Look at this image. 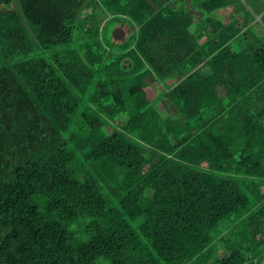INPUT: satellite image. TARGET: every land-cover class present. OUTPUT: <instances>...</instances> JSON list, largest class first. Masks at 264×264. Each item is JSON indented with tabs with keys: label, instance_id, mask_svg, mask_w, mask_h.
Returning a JSON list of instances; mask_svg holds the SVG:
<instances>
[{
	"label": "trees",
	"instance_id": "trees-1",
	"mask_svg": "<svg viewBox=\"0 0 264 264\" xmlns=\"http://www.w3.org/2000/svg\"><path fill=\"white\" fill-rule=\"evenodd\" d=\"M245 11L0 0V264H263L264 41Z\"/></svg>",
	"mask_w": 264,
	"mask_h": 264
},
{
	"label": "crops",
	"instance_id": "crops-1",
	"mask_svg": "<svg viewBox=\"0 0 264 264\" xmlns=\"http://www.w3.org/2000/svg\"><path fill=\"white\" fill-rule=\"evenodd\" d=\"M241 1L246 11L243 13H239L237 19L242 25L247 26L242 33L246 32L247 29L253 30L261 38L260 40L264 41V8L261 6V4L258 3L257 0ZM195 13L197 16L196 21L199 22L202 18L201 12L197 10ZM215 16L223 24L229 25L232 22L231 15H229V11L227 9H219L218 11H216ZM123 29L125 30V28ZM128 38L129 37L126 38L125 36V40L122 43L126 42ZM112 41H117L114 39V36L112 37ZM249 41H252L251 36H249Z\"/></svg>",
	"mask_w": 264,
	"mask_h": 264
},
{
	"label": "rangeland",
	"instance_id": "rangeland-1",
	"mask_svg": "<svg viewBox=\"0 0 264 264\" xmlns=\"http://www.w3.org/2000/svg\"><path fill=\"white\" fill-rule=\"evenodd\" d=\"M15 2H16V5L18 6V0H15ZM118 26L122 27V28H125L126 38L131 35L132 28L130 26H128L126 24H121V25H118ZM115 29H116V27L111 29V31L109 30L110 32L106 33V35L110 39H112ZM122 42H123V40H120V41L117 40L115 43L116 44H121ZM137 69H138V66H137L136 60H134L133 56H130V57H127L123 62H121V64L118 67L110 68V71L108 72V75L110 76V75H113L115 73L117 75L124 74V73H132V72L136 71ZM149 83L151 84V87L149 89V92H150L151 96L153 97L155 95H160L161 90L163 89V87L159 86L157 84V81L155 80V78H151L149 80ZM159 106L165 113H170L173 110L172 105L166 99L162 100V102L160 103ZM121 123H122V120L120 119L117 124L120 125ZM112 131H113L112 128H107V130H106V132L108 134L112 133ZM224 227H225V225H223L221 227V229L223 230ZM220 255H222V256L224 255V251L223 250L220 251Z\"/></svg>",
	"mask_w": 264,
	"mask_h": 264
},
{
	"label": "water",
	"instance_id": "water-1",
	"mask_svg": "<svg viewBox=\"0 0 264 264\" xmlns=\"http://www.w3.org/2000/svg\"><path fill=\"white\" fill-rule=\"evenodd\" d=\"M113 36H114L115 40H119V41L123 40L124 41L125 36H126V32L123 28L118 26V27H116ZM263 264H264V262H263Z\"/></svg>",
	"mask_w": 264,
	"mask_h": 264
}]
</instances>
